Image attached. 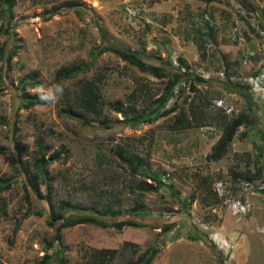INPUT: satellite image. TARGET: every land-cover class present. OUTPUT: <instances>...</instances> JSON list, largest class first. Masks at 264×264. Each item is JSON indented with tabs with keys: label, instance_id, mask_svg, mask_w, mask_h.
Returning <instances> with one entry per match:
<instances>
[{
	"label": "rangeland",
	"instance_id": "1",
	"mask_svg": "<svg viewBox=\"0 0 264 264\" xmlns=\"http://www.w3.org/2000/svg\"><path fill=\"white\" fill-rule=\"evenodd\" d=\"M12 1V17L0 19V179H11L0 190V264H41L45 256L48 264H146L152 248L149 264H226L231 255L232 264H264V193L250 196L251 212L236 218L218 207L212 189L217 171L259 172L253 179L264 181V97L249 81L264 61L257 33L264 0H200L220 9L228 2L217 19L207 8L189 14L186 0ZM65 1L82 4L68 9ZM127 49L163 72L131 62ZM71 67L68 77L56 73ZM85 80L97 84L98 116L75 104ZM56 83L65 87L59 102L25 105V94ZM221 97L233 104L231 114L216 108ZM114 106L134 111L124 119ZM180 113L188 122L177 123ZM240 113L247 119L236 129L238 144L229 143L219 162L207 159ZM43 151L41 174L35 163ZM56 151L64 158L49 160ZM126 152L142 163L135 173ZM22 169L43 194L51 183L53 209L64 219L135 223L76 224L54 240L60 222L48 224L47 201L31 192L42 214L27 212ZM147 175L162 185L141 192L142 181L156 185ZM61 201L81 209L60 212ZM139 206V215L129 214ZM106 207L120 215L103 216ZM215 233L231 241L228 255Z\"/></svg>",
	"mask_w": 264,
	"mask_h": 264
},
{
	"label": "trees",
	"instance_id": "2",
	"mask_svg": "<svg viewBox=\"0 0 264 264\" xmlns=\"http://www.w3.org/2000/svg\"><path fill=\"white\" fill-rule=\"evenodd\" d=\"M1 4H5L6 8L0 9V19L3 18L4 13H7V15L11 18L12 17V7H13V1L12 0H0V5ZM82 3L76 2V1H65L62 6L63 8H72L75 6H79ZM246 9L248 8L247 6H245ZM250 11H253V9H248ZM105 34V33H103ZM125 52V53H124ZM122 53V55L127 56L128 58H130L131 62H135V63H140L142 64V69L148 71L151 70V72L154 75L160 76V74L163 72V70L161 69L160 66L158 65H153V64H148L145 61H143L137 53H132L129 49H127V51H124ZM179 62L181 63V65L184 64V60L179 57L178 58ZM65 73H63V69H59L56 73L58 75H63V77H68L69 75H72L76 72V69L74 67H71L70 69H65L64 70ZM80 95L77 98V100L75 101V104L77 106V109L81 112H86V113H91L94 116H98L101 113V110L99 108V94H98V88H97V84L94 80H85L82 83V86L80 87ZM162 98V97H160ZM24 99H25V105L29 106V105H38V104H45L44 102L40 101L37 96L35 95H24ZM158 102V101H157ZM115 110L120 113L124 119H126L129 114L131 112H133V108L128 107V108H122L121 106H114ZM68 113H70L71 111L68 110ZM247 119V114L246 113H240L238 114L234 119L231 120L230 123L226 124L224 126L223 132L222 134L219 136V138L217 139V141L215 142V144L212 146L211 148V152L209 153V155L207 156V159L209 160H213V161H217L219 159H221L224 154L227 152L228 150V145L229 143H231L236 129L237 127H239L240 125H242L244 123V121ZM148 120H150V118H148ZM177 120V119H176ZM178 122L177 123H182L183 121L188 122L187 119H185V114L184 113H180L179 117H178ZM39 145V149L42 150V146L40 143H38ZM100 157V155H98ZM126 156V160L128 162V164L130 165V169L132 171V173H135L137 168H139L142 163L139 160V158L135 157L134 155L130 154V153H125ZM64 158L63 155L61 154V151H56L53 152L50 157L48 158L49 160H59ZM45 163V159H44V151L42 153V155L36 160V171L38 173H43V169H42V165ZM21 173L24 176L25 179V184H27L29 187H27L26 185L24 186V200L25 203L27 205V212L28 213H32L35 215H41L42 211L39 209H36L31 201V192L39 199H45L48 203V205L50 206V210H49V220H48V224L50 226H54V224L56 222H60L56 228V234L54 237V240H59L60 238V231L64 228L67 227H72L76 224H82V223H93L95 225H98L100 227H114L117 229H120L123 224H134L135 222L132 221L131 219H124V220H117V221H105L104 219H99L93 216H89V215H79L76 216L74 218H65L63 217L62 213H58L53 209V204H52V197H51V183L48 182L47 183V191L43 194L41 193L37 183L35 182V180L33 181V179L31 178L30 174L28 173V171L26 169H22ZM20 173V174H21ZM259 172L254 173L253 175H246L244 178L246 180H253V177H259ZM233 179H235L236 177H243L241 176L240 173H232L231 176ZM147 179H151L152 181H154L156 183V185H153L150 182L147 181H142L139 184H137V188L141 191H150V190H154L156 188L159 187V185H162L160 179L158 178L157 175H147L146 177ZM11 183V179L7 178V179H0V190H2L3 188H7ZM215 196V195H214ZM216 199V197H215ZM140 207V206H139ZM58 209L59 211H64L67 210L70 211L71 209H81L80 207H76L74 205H71L70 202L68 201H61L58 204ZM143 210V207H140L139 209H133V210H129V214H133V215H139ZM103 216H116V215H120V212L116 211V210H112L110 207H106L104 210V213L102 214ZM205 242L207 244L210 243L209 239L204 238ZM157 249L152 248L149 252H148V256L147 258L143 261L146 264H149L152 260V258L154 257V255L156 254ZM222 253V252H221ZM47 258L48 256H45L43 258V261L41 262V264H48L47 263ZM60 264H66L65 261L63 259L60 260Z\"/></svg>",
	"mask_w": 264,
	"mask_h": 264
},
{
	"label": "built area",
	"instance_id": "3",
	"mask_svg": "<svg viewBox=\"0 0 264 264\" xmlns=\"http://www.w3.org/2000/svg\"><path fill=\"white\" fill-rule=\"evenodd\" d=\"M257 33L261 37H264V29H257ZM249 81L253 92L262 93L264 97V61L259 71L256 75L250 77ZM253 96L256 98V94H253ZM214 104L216 108L221 109L225 114H231L234 111V106L231 101L224 97L214 101ZM212 189L218 207L226 208L232 216L241 218L248 215L254 205L250 196L264 193V181L259 179L246 180L241 177L233 179L231 176L225 174L214 181ZM241 190L246 192L245 196L239 194ZM218 235L217 233L213 234V241L219 250L226 256L230 253V249L232 248L231 241ZM231 261L232 255L228 257L226 264H232Z\"/></svg>",
	"mask_w": 264,
	"mask_h": 264
},
{
	"label": "clouds",
	"instance_id": "4",
	"mask_svg": "<svg viewBox=\"0 0 264 264\" xmlns=\"http://www.w3.org/2000/svg\"><path fill=\"white\" fill-rule=\"evenodd\" d=\"M64 92L65 87L61 83H56L51 86L40 84L33 89L32 94L45 104H55L63 97Z\"/></svg>",
	"mask_w": 264,
	"mask_h": 264
},
{
	"label": "crops",
	"instance_id": "5",
	"mask_svg": "<svg viewBox=\"0 0 264 264\" xmlns=\"http://www.w3.org/2000/svg\"><path fill=\"white\" fill-rule=\"evenodd\" d=\"M186 2H189V3H191V4H193L192 6H191V8H186V10H187V12L189 13V14H192L193 12H203V11H206L207 9H208V13L210 14V15H212V16H215V18L217 19V18H220L217 14H221V12H223L222 13V17L223 16H225V13L227 12V11H229L230 10V7L227 5L228 4V2L227 1H225V4L223 5V8L221 7V9L220 8H218V7H215L214 5H212V3H210L211 5L209 6V8H207V3L205 2V3H203L204 1H197V0H195V2L194 3H192V1H189V0H186ZM197 2H200V3H197ZM199 6V7H198ZM194 7V8H193ZM207 8V9H206ZM193 9V10H192ZM249 104V103H248ZM247 107L249 108V105H247ZM238 141L239 140H237V138L234 136L233 137V139H232V141H231V145L232 146H234L235 147V145L236 144H238ZM233 151H234V149H233ZM220 161V159L218 160V162ZM220 167H222V166H220ZM218 165L216 166V169L217 170H219V168H220ZM220 177H222V173H219L218 171H217V173H216V178H220ZM259 215V214H258ZM257 215V216H258Z\"/></svg>",
	"mask_w": 264,
	"mask_h": 264
}]
</instances>
